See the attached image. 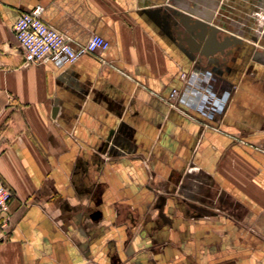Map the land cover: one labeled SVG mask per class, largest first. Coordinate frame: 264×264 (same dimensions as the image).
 <instances>
[{"label": "crops", "instance_id": "obj_1", "mask_svg": "<svg viewBox=\"0 0 264 264\" xmlns=\"http://www.w3.org/2000/svg\"><path fill=\"white\" fill-rule=\"evenodd\" d=\"M226 3L0 0V179L14 193L0 264H264V39L245 18L221 25ZM38 8L109 48L26 64L13 29ZM200 21L244 45L205 59ZM194 74L212 120L170 98Z\"/></svg>", "mask_w": 264, "mask_h": 264}, {"label": "built area", "instance_id": "obj_2", "mask_svg": "<svg viewBox=\"0 0 264 264\" xmlns=\"http://www.w3.org/2000/svg\"><path fill=\"white\" fill-rule=\"evenodd\" d=\"M40 11L38 8L30 13H22L14 25V34L26 64L52 61L58 66H63L73 64L86 55H97L109 48V41L99 35H93L85 44L75 42L46 24L41 18ZM194 75L193 79L192 77L188 79L184 92L180 93L175 89L171 96L179 97V103L193 107L202 115L212 119L219 108L217 100L213 98L208 85L204 84L206 76ZM191 94L200 99V102L194 106L190 100ZM220 108L224 110L225 105ZM13 198L12 190L0 179V241L7 238L11 228L10 206Z\"/></svg>", "mask_w": 264, "mask_h": 264}, {"label": "rangeland", "instance_id": "obj_3", "mask_svg": "<svg viewBox=\"0 0 264 264\" xmlns=\"http://www.w3.org/2000/svg\"><path fill=\"white\" fill-rule=\"evenodd\" d=\"M231 1H233L234 3H236L237 1L242 4L249 3V5L247 6V9L244 11L233 10V8L229 6V4H231ZM226 4H227V7L223 6L216 10L217 11L216 19L221 22V25L225 26L224 22H226V19L228 21V18L230 17H233V16L241 17V18L247 19L246 23L243 22L244 23L243 25L245 26L244 31H246L247 34L253 33L254 35H257V36H260L261 34H263L264 32V0H227ZM209 75H210L209 82H211L215 79V77H213L212 73ZM170 98L174 99L176 97L173 98L170 95Z\"/></svg>", "mask_w": 264, "mask_h": 264}, {"label": "water", "instance_id": "obj_4", "mask_svg": "<svg viewBox=\"0 0 264 264\" xmlns=\"http://www.w3.org/2000/svg\"><path fill=\"white\" fill-rule=\"evenodd\" d=\"M195 28L199 31L197 37L200 42H202L200 54L207 60H210L211 58L214 59L217 55L222 57L226 56L227 50L244 45V42L241 39L232 35L227 36L223 41H220L219 36L224 31L221 27L210 24L209 22H196Z\"/></svg>", "mask_w": 264, "mask_h": 264}, {"label": "bare ground", "instance_id": "obj_5", "mask_svg": "<svg viewBox=\"0 0 264 264\" xmlns=\"http://www.w3.org/2000/svg\"><path fill=\"white\" fill-rule=\"evenodd\" d=\"M229 6L232 7L233 10H241V11L246 10V8H245V7H242V6H241V3L237 2V1H236V3H234L233 1H231V4H229ZM227 30H231L230 27H227ZM261 39H264V32H263V34H261V35L259 36V41H258V43H260V40H261Z\"/></svg>", "mask_w": 264, "mask_h": 264}, {"label": "flooded vegetation", "instance_id": "obj_6", "mask_svg": "<svg viewBox=\"0 0 264 264\" xmlns=\"http://www.w3.org/2000/svg\"><path fill=\"white\" fill-rule=\"evenodd\" d=\"M248 5H249V3H245V4H242V3H241V6H242V7H245L246 9H247V6H248Z\"/></svg>", "mask_w": 264, "mask_h": 264}]
</instances>
